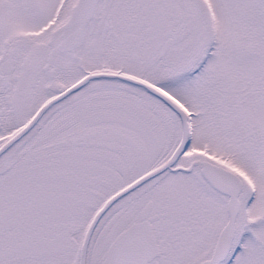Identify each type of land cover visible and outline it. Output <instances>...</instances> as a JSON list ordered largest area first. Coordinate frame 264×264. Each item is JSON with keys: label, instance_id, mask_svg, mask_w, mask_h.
Segmentation results:
<instances>
[{"label": "snow or ice", "instance_id": "6c2138e0", "mask_svg": "<svg viewBox=\"0 0 264 264\" xmlns=\"http://www.w3.org/2000/svg\"><path fill=\"white\" fill-rule=\"evenodd\" d=\"M0 264H264V0H0Z\"/></svg>", "mask_w": 264, "mask_h": 264}]
</instances>
